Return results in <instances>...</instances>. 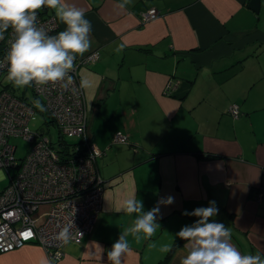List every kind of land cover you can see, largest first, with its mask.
I'll return each mask as SVG.
<instances>
[{
    "label": "crops",
    "instance_id": "obj_1",
    "mask_svg": "<svg viewBox=\"0 0 264 264\" xmlns=\"http://www.w3.org/2000/svg\"><path fill=\"white\" fill-rule=\"evenodd\" d=\"M68 2L92 23L84 55L99 53L79 77L90 139L104 150L97 160L102 209L60 259L33 240L0 252V264H110L107 252L136 218L116 209L133 193L145 211L161 197L175 202L160 206L151 239L128 237L122 264H181L189 242L175 234L196 219L182 212L210 200L231 242L264 258V0L259 13L249 0H131L124 9L116 7L121 0ZM151 8L157 15L144 21ZM184 79L192 81L181 99L173 92ZM235 103L237 117L229 112ZM119 130L127 142L113 141ZM175 243L166 260L161 246Z\"/></svg>",
    "mask_w": 264,
    "mask_h": 264
},
{
    "label": "built area",
    "instance_id": "obj_2",
    "mask_svg": "<svg viewBox=\"0 0 264 264\" xmlns=\"http://www.w3.org/2000/svg\"><path fill=\"white\" fill-rule=\"evenodd\" d=\"M156 15L157 9L151 8L141 18L146 21ZM38 23L51 35L60 31V22L50 8L39 10ZM12 38L9 28L0 40V60ZM98 57V51L77 56L68 89L60 84L31 86L44 105L43 113L59 128L56 142L50 129L30 128L29 121L37 109L7 85H0V175L8 177L7 185L0 190V252L34 240L50 257L60 259L65 242L59 239V233L63 229L69 228L68 241L78 244L93 229L102 209L103 185L97 160L104 150L89 136L79 67ZM5 73L6 67L0 69V77ZM172 90L168 82L166 91ZM229 112L239 116V104H232ZM20 137L28 140L29 146L25 155L17 158L18 145L12 139ZM66 137L79 139L69 142ZM128 139V134L120 130L113 136L114 142Z\"/></svg>",
    "mask_w": 264,
    "mask_h": 264
},
{
    "label": "clouds",
    "instance_id": "obj_3",
    "mask_svg": "<svg viewBox=\"0 0 264 264\" xmlns=\"http://www.w3.org/2000/svg\"><path fill=\"white\" fill-rule=\"evenodd\" d=\"M130 2L121 0L116 7L124 9ZM45 7L53 9L57 20L65 26L55 35L49 34L38 23V12ZM85 13L86 9L68 0H0V40L4 39V33L9 28L13 33L6 55L0 60V69L6 67V82L18 89L49 84H60L68 89L73 82L70 73L76 67L77 56H83L92 44V23ZM123 47L121 44L117 51ZM85 86L86 82L82 80L81 87ZM34 106L45 110L40 100H35ZM174 202L175 198L171 195L161 197L155 207L145 211L143 202L135 198V193L126 199L123 207L117 208L116 212L135 213L136 218L120 232L107 252L110 264H122L123 256L130 251L129 236L136 241L142 237L151 239L160 227V206ZM218 214L215 200H210L207 206L182 212V215L196 219L183 225L175 234L180 240L189 242L181 264H264L261 255L243 254L231 242V230L223 222L213 219ZM59 239L68 242L69 228L59 233ZM171 250V244L160 248L164 253Z\"/></svg>",
    "mask_w": 264,
    "mask_h": 264
},
{
    "label": "rangeland",
    "instance_id": "obj_4",
    "mask_svg": "<svg viewBox=\"0 0 264 264\" xmlns=\"http://www.w3.org/2000/svg\"><path fill=\"white\" fill-rule=\"evenodd\" d=\"M6 74H3L0 77V85H7L8 88L15 93L16 95H24L28 100H32V104L34 106V92L31 87H25L23 89L14 88L10 83L6 82ZM35 107V106H34ZM37 108V107H36ZM39 109V108H37ZM40 110V109H39ZM46 116L43 115L40 111L37 114L33 115L29 121V126L32 130H36L38 128H42L46 130L47 128L50 129L49 134L51 135L52 139L56 142L59 137V128L54 123H46ZM78 137H66V140L69 142L77 141ZM12 141L18 145L16 157L20 158L25 155L26 150L29 146V141L25 138H13ZM11 171V170H10ZM8 183V177L4 178L0 175V190H2Z\"/></svg>",
    "mask_w": 264,
    "mask_h": 264
},
{
    "label": "trees",
    "instance_id": "obj_5",
    "mask_svg": "<svg viewBox=\"0 0 264 264\" xmlns=\"http://www.w3.org/2000/svg\"><path fill=\"white\" fill-rule=\"evenodd\" d=\"M50 11H51V9H50ZM52 12V11H51ZM85 56V55H84ZM79 57H82V56H79ZM191 79H184V83L182 84V85H180L179 86V89L177 90V92L175 93V92H173L174 93V95H176V96H178L179 98H184V96H186L187 94H188V92H189V90H190V86H191ZM8 87V86H7ZM32 88V87H31ZM32 90H33V88H32ZM34 92V91H33ZM34 99H36V100H39V97H37V95L34 93ZM20 97H22L23 99H25L29 104H31V105H33L32 104V100H28L24 95H21ZM41 102V101H40ZM42 103V102H41ZM34 107V106H33ZM35 109H37L36 107H35ZM41 112L43 115H45L46 117V123H54L53 122V120L51 119V117L50 116H48V114H46V113H43V111H41V110H39V109H37V112ZM240 115V114H239ZM39 129V128H38ZM177 245H178V243H175L174 244V246H173V248H172V250L171 251H169V253H168V255H167V257H166V260L170 257V255H171V252L173 251V249L175 248V247H177ZM166 260H164V261H166ZM161 263H163V260L162 261H160L159 262V264H161Z\"/></svg>",
    "mask_w": 264,
    "mask_h": 264
},
{
    "label": "water",
    "instance_id": "obj_6",
    "mask_svg": "<svg viewBox=\"0 0 264 264\" xmlns=\"http://www.w3.org/2000/svg\"><path fill=\"white\" fill-rule=\"evenodd\" d=\"M248 7L253 11L259 13L261 8V0H249Z\"/></svg>",
    "mask_w": 264,
    "mask_h": 264
}]
</instances>
